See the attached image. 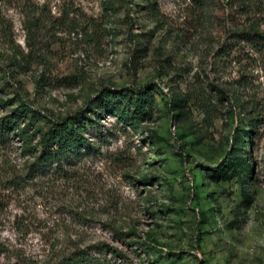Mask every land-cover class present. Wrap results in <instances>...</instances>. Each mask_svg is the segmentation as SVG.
<instances>
[{"label":"rangeland","instance_id":"obj_1","mask_svg":"<svg viewBox=\"0 0 264 264\" xmlns=\"http://www.w3.org/2000/svg\"><path fill=\"white\" fill-rule=\"evenodd\" d=\"M244 8L0 0L11 127L16 107L62 118L103 86L149 85L153 97L148 120L102 118L99 152L62 168L35 173L15 130L0 133V264L76 247L87 259L75 264H264V48L235 34L253 19Z\"/></svg>","mask_w":264,"mask_h":264},{"label":"trees","instance_id":"obj_2","mask_svg":"<svg viewBox=\"0 0 264 264\" xmlns=\"http://www.w3.org/2000/svg\"><path fill=\"white\" fill-rule=\"evenodd\" d=\"M237 2L242 8L245 7V12L250 13L253 19L244 29H239L235 34L252 48H264V26L260 27L261 23L264 25V21L257 22L254 18L264 11V0H237ZM152 102L149 85L133 88L103 86L86 99L84 108L62 118L45 119L36 110L27 109L24 106L20 110L21 107H16L13 109L14 113L17 111L14 127L10 126L9 120L5 121L6 117L1 118L0 133L9 127L15 130L12 134L20 140L23 154L31 158L29 166L35 173L52 166L62 168L79 156L99 152L101 143L106 140V134L102 131L103 125L100 123L102 118L112 117L120 126L135 129L137 124L150 118ZM26 115H29L27 121L18 127L19 119ZM41 120L46 124L44 129L37 124ZM248 125L250 128L247 130L251 131V117L248 118ZM92 129L97 133H91ZM101 246L110 249L112 253H117L115 249L104 244ZM82 252L83 249L76 247L52 260L46 255L37 260L29 257H20V259L22 264H75L82 258L87 259V253Z\"/></svg>","mask_w":264,"mask_h":264}]
</instances>
